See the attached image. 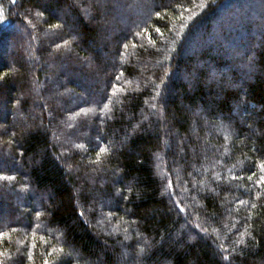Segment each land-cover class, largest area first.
<instances>
[{"label": "trees", "instance_id": "obj_1", "mask_svg": "<svg viewBox=\"0 0 264 264\" xmlns=\"http://www.w3.org/2000/svg\"><path fill=\"white\" fill-rule=\"evenodd\" d=\"M0 5V264H264V0Z\"/></svg>", "mask_w": 264, "mask_h": 264}, {"label": "rangeland", "instance_id": "obj_2", "mask_svg": "<svg viewBox=\"0 0 264 264\" xmlns=\"http://www.w3.org/2000/svg\"><path fill=\"white\" fill-rule=\"evenodd\" d=\"M1 14H2V7H1V5H0V16H1ZM21 32H22V30H20L19 33L21 34ZM16 34H17V33H16ZM2 110H4V109H3L2 106H0V116H2V113H1Z\"/></svg>", "mask_w": 264, "mask_h": 264}, {"label": "snow or ice", "instance_id": "obj_3", "mask_svg": "<svg viewBox=\"0 0 264 264\" xmlns=\"http://www.w3.org/2000/svg\"><path fill=\"white\" fill-rule=\"evenodd\" d=\"M57 27H59V25H57ZM157 31H159V29H157ZM105 107H107V105ZM101 151L103 152V151H106V150L102 149ZM98 156H99V153H98ZM9 179H11V178H9ZM37 215H39V213H37Z\"/></svg>", "mask_w": 264, "mask_h": 264}]
</instances>
